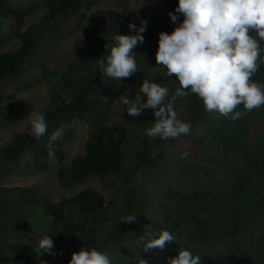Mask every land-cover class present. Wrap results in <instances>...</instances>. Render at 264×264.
<instances>
[{
    "label": "trees",
    "instance_id": "trees-1",
    "mask_svg": "<svg viewBox=\"0 0 264 264\" xmlns=\"http://www.w3.org/2000/svg\"><path fill=\"white\" fill-rule=\"evenodd\" d=\"M100 2L0 0V50L19 43L0 52V130L35 110L21 97L25 91L43 83L49 94L40 111L48 133L37 140L29 131L15 132L0 147V264H68L72 253L89 246L107 251L112 264H139L141 257L167 264L183 249L200 255L201 264H264V106L248 112L241 105L244 114L232 120L206 112L189 94L174 107L191 123L190 132L179 139L147 137L153 111L132 117L122 99H134L144 79L167 85L170 97L179 87L156 62L159 33H171L183 20L178 14L174 24L168 15L178 0H164L169 19L148 23L144 43L134 49L138 72L120 80L104 76L100 63L112 37L133 34L129 24L140 23ZM78 29L85 45L76 44L61 67L59 45ZM259 63L252 79L264 84V57ZM76 120L86 125L87 138L84 152L68 159ZM65 124L70 127L49 156V136ZM183 152L189 155L182 158ZM48 171L66 189L97 178L109 200L94 188L54 200L37 183L7 184ZM128 214L137 220L120 222ZM149 225L153 234L168 230L176 240L141 252L135 241ZM44 235L53 236L56 255L39 249Z\"/></svg>",
    "mask_w": 264,
    "mask_h": 264
},
{
    "label": "clouds",
    "instance_id": "clouds-1",
    "mask_svg": "<svg viewBox=\"0 0 264 264\" xmlns=\"http://www.w3.org/2000/svg\"><path fill=\"white\" fill-rule=\"evenodd\" d=\"M87 12V8L83 9ZM128 14V13H127ZM179 15L183 20L169 33H159L156 62L166 68L167 75L179 83L170 97L167 85L144 79L134 99L123 98L127 114L139 117L151 109L155 123L146 131L151 139H179L187 135L191 123L178 118L174 107L178 98L189 94L203 102L206 112L219 114L238 120L244 114L237 110L251 112L264 106V84L255 82L252 77L260 68L259 61L264 57V0H178L174 11L168 15L176 24ZM148 20H141L140 26L129 24L133 34H118L112 37L113 46L100 69L104 76L115 80L129 78L138 72L136 49L144 43L143 33L147 30ZM255 31L257 36L251 35ZM28 135L39 140L48 133V122L43 112L33 110L29 114ZM70 125L58 127L48 141L49 156L55 155V143ZM188 152L181 153L186 158ZM137 220V215L128 214L120 218L126 224ZM145 233V229H144ZM176 240L168 230L151 232L135 241L141 252L163 249L166 243ZM42 252L56 255L52 235H44L38 241ZM59 254L62 255V252ZM68 264H112L107 251L95 247L81 248L74 252ZM139 264H148L140 258ZM167 264H201V256L189 249L169 258Z\"/></svg>",
    "mask_w": 264,
    "mask_h": 264
},
{
    "label": "rangeland",
    "instance_id": "rangeland-1",
    "mask_svg": "<svg viewBox=\"0 0 264 264\" xmlns=\"http://www.w3.org/2000/svg\"><path fill=\"white\" fill-rule=\"evenodd\" d=\"M100 7L108 10H119L120 12L128 13L133 19V21L140 23L141 20H148V23L160 20H168L169 17L166 15L167 8L164 0H100ZM38 19V16H35L29 19L30 22ZM124 35L122 32L120 33ZM79 44L81 46L85 45V33L82 29L76 30L65 40H62L59 45L57 62L61 67L66 66L68 61L73 58L74 46ZM19 46L18 42L11 43L4 50L10 48H17ZM0 50V52L4 51ZM24 99H28L34 105L35 111H41L47 107L49 94L46 89V86L43 83H39L34 86L32 89L25 91L21 95ZM29 117L19 122H16L9 128L0 130V147L8 142L15 132L29 131ZM86 125L79 120L74 122V137L66 145V152L68 154V159L74 158L84 152V144L87 138V129ZM53 165H56V160H51ZM55 173L51 171L45 172L43 174H32L26 175L21 179H16L14 182L7 181V184H31L37 183L41 190L50 196L54 200H60L64 197L70 196L75 193L77 190L85 188H94L98 191H101L105 194L106 198L109 200V192L104 189L97 178H93L89 181L81 183L73 188L66 189L62 188L55 178Z\"/></svg>",
    "mask_w": 264,
    "mask_h": 264
}]
</instances>
